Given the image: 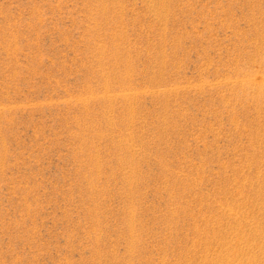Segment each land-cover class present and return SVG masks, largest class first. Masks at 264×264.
Instances as JSON below:
<instances>
[{
    "label": "rangeland",
    "instance_id": "rangeland-1",
    "mask_svg": "<svg viewBox=\"0 0 264 264\" xmlns=\"http://www.w3.org/2000/svg\"><path fill=\"white\" fill-rule=\"evenodd\" d=\"M0 264H264V0H0Z\"/></svg>",
    "mask_w": 264,
    "mask_h": 264
}]
</instances>
